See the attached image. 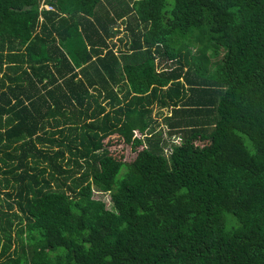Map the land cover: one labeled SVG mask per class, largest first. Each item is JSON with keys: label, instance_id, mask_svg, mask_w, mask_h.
Segmentation results:
<instances>
[{"label": "trees", "instance_id": "16d2710c", "mask_svg": "<svg viewBox=\"0 0 264 264\" xmlns=\"http://www.w3.org/2000/svg\"><path fill=\"white\" fill-rule=\"evenodd\" d=\"M114 1L0 0V264H264V0Z\"/></svg>", "mask_w": 264, "mask_h": 264}, {"label": "rangeland", "instance_id": "374dc122", "mask_svg": "<svg viewBox=\"0 0 264 264\" xmlns=\"http://www.w3.org/2000/svg\"><path fill=\"white\" fill-rule=\"evenodd\" d=\"M111 1H113V0H111ZM132 1L133 0H116V1H114V4H115V6H116L117 9L120 8V10H121L122 8H124L123 5H125V3L128 4V5H131L132 4ZM121 2H123V3H121ZM130 17H131L130 15H128V16L125 17L126 23L129 22ZM125 21L124 22L120 21V22L117 23V27H118V32H117V35H116L117 37L115 36L116 38L114 37L112 39V41L110 42V45L111 44H114L115 45V47L113 48V50L116 51L115 53L118 55V57H119V50L122 51V52H124L126 50L125 41L127 39V37H126L127 36V32H125ZM119 39H122V42H119ZM116 48H117V50H116ZM156 112H157V109L154 108L152 115L160 123L161 122V117H160V115L158 116L156 114ZM161 113H163V115H165V114H168L169 111L163 110ZM156 131H161L163 133V136L164 137L166 136V135H164V133H166V129L163 127V124H161V126H158L156 128ZM114 136L115 135H113L111 138H113ZM108 139L109 138H107L105 140V143L108 142L107 141ZM112 141L115 144L112 143V145L108 148L110 151H115V152L119 153L124 158V161H130V160L133 159L135 153H131L129 151V148L126 145L121 144L118 141V139H116V137L113 138ZM174 142L175 143H179L178 138H175L174 139ZM166 153L168 154V150H166ZM93 198L103 201L107 207H110L111 206V204L109 202V197H108L107 194H102V193L94 192Z\"/></svg>", "mask_w": 264, "mask_h": 264}, {"label": "built area", "instance_id": "2783aa9c", "mask_svg": "<svg viewBox=\"0 0 264 264\" xmlns=\"http://www.w3.org/2000/svg\"><path fill=\"white\" fill-rule=\"evenodd\" d=\"M41 9H43V10H48V11H52V10H53V8H52L51 6H45V5H43V6L41 7Z\"/></svg>", "mask_w": 264, "mask_h": 264}, {"label": "clouds", "instance_id": "9594fccd", "mask_svg": "<svg viewBox=\"0 0 264 264\" xmlns=\"http://www.w3.org/2000/svg\"><path fill=\"white\" fill-rule=\"evenodd\" d=\"M43 5H45V6H50V5H46V4H43ZM52 7V6H51ZM53 8V7H52ZM44 11V10H43ZM45 11H48V10H45Z\"/></svg>", "mask_w": 264, "mask_h": 264}]
</instances>
